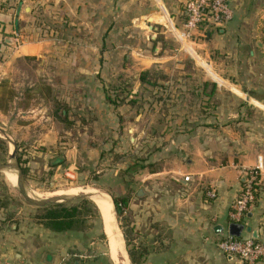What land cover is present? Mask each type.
<instances>
[{"label": "crops", "instance_id": "obj_1", "mask_svg": "<svg viewBox=\"0 0 264 264\" xmlns=\"http://www.w3.org/2000/svg\"><path fill=\"white\" fill-rule=\"evenodd\" d=\"M184 2L0 0V54L4 52L5 58L9 54L10 59L36 58L44 68L58 63L74 67L73 78H42L36 86H30L38 100L56 107L51 112L43 104L31 110L23 109L29 119L36 117L33 125H42L45 130L36 140L37 145L49 147L42 146L35 151L31 148L40 158L30 162L46 165L51 161L53 167L73 173L79 155H90V149L97 151V163L101 165H111L110 155L119 153L121 161L98 171H105L99 176V182L111 188L116 197L127 198L125 210L133 212V226L139 228L145 217L151 229L162 226L161 230L150 231V235L156 236L154 243L163 241L167 245L151 252L147 256L148 264H183V259L192 258L184 254L188 249L186 243L181 249H175V244L183 241L181 237L179 242L173 241V231H178L180 236L194 234L199 243H203L197 253L200 264H244L213 248L210 240L228 233L229 213L242 188V171L255 166L260 156L264 157V0H231L233 19L221 28L210 30L196 43L205 48L208 57L209 52L212 53L211 64H215L218 73L192 43L183 40L188 52L213 78H196L199 84L195 86L196 105L192 113H188L185 103L183 111L176 110L184 116L178 125L170 122L163 127V135L143 141L147 147L156 145L150 151L140 149L136 117L132 119L129 109L126 114L123 112L124 103L114 106L108 99L106 87L117 78H98L104 67H122L124 52L130 51L133 55L149 43L154 45L153 33L159 25L162 29L166 25L174 29L172 20L182 21ZM150 58L152 63L157 59ZM135 80L141 85L140 78ZM255 104L262 110L253 106ZM61 115L65 116L62 120L66 125L72 127L66 129V135L59 136V127L43 121L52 120L51 116L61 119ZM77 127L83 130L81 136L75 133ZM52 157H59L55 165ZM89 158L91 160L92 156ZM138 163L142 164L136 166ZM112 171L116 172L113 181L109 180ZM174 173L179 176L174 177ZM5 175L11 185L18 188L17 174L5 169ZM185 175H189L190 180H185ZM171 179L179 182L183 190L174 197L170 190L159 189ZM81 190L102 193L101 198L110 205L113 220L111 196L88 186L35 192L34 195H45L42 199L45 200L57 194H60L57 197L73 196L74 191L82 194ZM209 191L215 196L209 197ZM177 201L181 209L175 205ZM146 212H150V216H146ZM243 223L248 228L244 236L255 233L258 239L264 240V189L258 193ZM13 228L14 235L9 231L1 237V259L14 258L13 264H89L87 260L75 259L77 252L86 258L83 252L86 248L83 240L76 239L71 230L38 227L23 230L16 224ZM104 230L107 235L105 224ZM116 235L113 227L112 236L123 257ZM107 239L113 258L108 235ZM257 264H264V260Z\"/></svg>", "mask_w": 264, "mask_h": 264}, {"label": "rangeland", "instance_id": "obj_2", "mask_svg": "<svg viewBox=\"0 0 264 264\" xmlns=\"http://www.w3.org/2000/svg\"><path fill=\"white\" fill-rule=\"evenodd\" d=\"M172 21L178 27L182 24L180 19L179 21L176 19ZM160 26L153 33L154 45L149 43L142 51L133 52L135 53L133 55L130 51L124 52V65L122 67H116L114 65L104 67L101 69V74L98 77L117 78V81L106 87L107 93L111 96V103L114 106H120L124 103L123 112L125 114V111L129 109L128 113L132 116V119L138 116V119L134 118V123L137 125V134L140 136V149L145 150V152L150 151L156 145L147 147L144 146L143 141L154 135H163V127L169 125L170 122L176 125L181 122V118L183 119L184 116L181 113H177L176 110L179 112L183 111L181 108H184V103L188 108V113H192V108H195L196 105L195 86L196 83L199 84V80L196 78H213L207 69L188 52L170 25H166L164 29L160 28ZM145 30L148 31L147 29ZM163 30H168L166 33L170 36L165 37L166 33H163ZM149 31L152 32V28ZM192 45L197 53L212 68L214 67L213 69L218 73L215 64H211L212 59L210 57H213V55L211 56L212 53L209 52L208 57L205 54L206 50L204 47L195 44V42ZM3 54H0V85L3 81L8 82L16 92V97L10 103L7 111L2 112L0 110V166L15 162L21 170V181L25 190L35 200L40 201L46 197L42 194L34 195L35 192L49 193L81 186H88L106 192L114 198L115 195L110 190L111 188L109 189L99 182V176L103 175L105 171L102 173L98 171L103 167H111L112 164L115 165L116 162L121 161L122 157L119 153H112L110 155L111 165L108 163L101 165L100 162L97 163V151L94 148L90 149L92 152L90 155H79L80 158L77 161V168L72 169L73 173L69 170H63V168L58 169V166L53 167L51 161L48 164L46 163V165L30 162H36L35 159L40 158L34 152L37 148L44 146V148L49 149V147L46 145H37L36 140L39 139L45 130L42 129V125L41 127L33 125L32 122L36 120V117L29 119V114L24 113L23 109L29 107L28 109L31 110L43 104L49 111L56 110L53 103L48 102L47 104V102L38 100L37 96L31 91L30 86H36L35 84L39 80H42V78H73L71 71H73L74 67L70 65L63 66V64L58 63L50 68H44L43 63L36 58L20 59L13 57L10 59L9 54H6V58ZM111 54L115 55L117 52H112ZM151 56L157 58L154 63L151 62ZM135 78H140L141 85ZM149 81H153L154 84ZM208 89L210 88L208 87ZM253 106L256 107L257 105L255 104ZM257 108L262 110L258 106ZM39 114L42 116V113ZM60 117L61 119L58 116H55V118L51 116L52 120L47 119V121H43V123H49V126L51 123H54V128L59 127L57 128L59 130V136L66 135V129L72 127L66 125L64 121L66 119L65 116L61 115ZM186 118L188 119V117ZM63 121L64 123H62ZM78 128L80 127L74 129L75 133L81 136L83 130L82 128ZM172 132L175 134L180 133L177 130H172ZM15 147V159H11V154ZM90 156H92L91 160L89 158ZM104 156L105 153L102 152V157ZM54 158L55 160L52 163L55 165L57 163L56 158L59 157H52L51 159ZM86 160L90 162L87 163ZM61 162V167H63V160ZM141 164L138 163L136 166ZM0 169L12 170L19 177V171L15 168ZM115 175L116 172L112 171L109 180L113 181ZM173 176L176 177L179 174L174 173ZM171 180L166 181L167 183H162L159 189L162 192L163 190H170L174 197L175 195L181 194L180 191L183 190L179 182L175 179ZM110 185H113V183H110ZM70 193L72 194V192ZM73 194L71 196L72 198L69 197L68 199H59L57 196L60 194H57V196L46 199H50L47 204L38 206L26 199L23 188H21L19 183L18 188L14 187L9 182L5 173L0 171V240L3 237L2 235H5V232L11 231V235L13 234V226L15 224L18 228L22 226L24 228L23 230L33 229L35 227L50 229L46 224L47 220L45 217L53 211L57 212L65 208L68 210L65 213L69 216L66 222H71V228L68 230L74 232L76 239L83 240L86 248L83 252L87 257L80 256L81 253L77 252L78 255L75 259L81 261L87 260L89 264H148L147 256L155 249L160 251L164 248L165 244L167 245L163 241L154 243L153 239L156 236L153 238L150 235V231L161 230L162 226L157 225L151 229L148 225V218L145 217L140 227L136 228L132 225L133 212L128 211L126 213L125 210L120 215L115 206V222L121 233L123 241L122 251H124L123 257H114L113 242L108 236L113 259L110 255L103 218L97 205L85 193L77 195L76 191H74ZM134 195L137 197L136 192H134ZM175 205L180 209L182 207L178 201ZM145 215L150 216V212H146ZM171 234L175 235L174 237L173 235L171 236L173 241L179 242L180 237L183 241L175 244L176 250L181 249L184 243L188 247L184 254L192 258L184 257L183 264H200L201 260L197 257V253L199 254L198 250L201 245L203 246V243H199V240L196 239L197 237L194 234L189 237H187L188 235L184 236L183 233L180 236L178 231H173ZM188 238L190 241H188ZM217 238L214 237L213 240H210V244L216 249ZM0 255H2L1 252ZM4 257L2 259H6ZM10 260L12 263L14 262V258Z\"/></svg>", "mask_w": 264, "mask_h": 264}, {"label": "built area", "instance_id": "obj_3", "mask_svg": "<svg viewBox=\"0 0 264 264\" xmlns=\"http://www.w3.org/2000/svg\"><path fill=\"white\" fill-rule=\"evenodd\" d=\"M183 19L180 27L174 23V32L183 43H191L205 38L212 29L223 27L234 17L231 0H185ZM16 42L19 43L18 38ZM242 188L234 201L229 217L231 222L243 223L244 217L257 201L258 193L264 189V157L260 156L255 166L242 171ZM190 180L189 175L184 176ZM214 197L213 191L208 192ZM217 248L226 255L238 258L244 264H257L264 260V240L253 235L234 237L229 232L217 241ZM0 264H13L10 260L0 259Z\"/></svg>", "mask_w": 264, "mask_h": 264}, {"label": "trees", "instance_id": "obj_4", "mask_svg": "<svg viewBox=\"0 0 264 264\" xmlns=\"http://www.w3.org/2000/svg\"><path fill=\"white\" fill-rule=\"evenodd\" d=\"M2 6H4V4ZM263 42H264V36H263ZM15 97H16V92L14 91L12 86H10L8 82L3 81L0 85V110L2 112L7 111L10 103L14 100ZM108 99L112 101L111 96L109 94H108ZM113 102L115 103L114 99ZM113 199L119 214L122 215L123 212H125V208L127 206V198L115 196ZM65 211L67 212L68 210L64 208L61 211H57V212L53 211L50 215L46 216L45 219L47 220L46 222L47 226L54 231H64L70 229L71 222H66L69 216L68 214L66 215Z\"/></svg>", "mask_w": 264, "mask_h": 264}, {"label": "bare ground", "instance_id": "obj_5", "mask_svg": "<svg viewBox=\"0 0 264 264\" xmlns=\"http://www.w3.org/2000/svg\"><path fill=\"white\" fill-rule=\"evenodd\" d=\"M0 171H2V172L5 173V169H0ZM9 178H10V176H9ZM17 178H18V175H17ZM81 191H82L81 193H85V195H88L94 202L96 201V203L98 205V209H99V211H100V213H101V215L103 217V220H104V224H105V229H106L107 235L110 237V239L113 242V247H114V249H113V256L114 257L115 256H120L119 255V252L117 250L118 247L116 245V241L113 239V236H112V230H113V227H114V230H115V232L118 235V240L120 241L119 243H121V245H123V241H122V238H121V233H120V231H119V229H118V227L116 225V222H115V206H114L113 200H111V203H112L111 212L113 213V220H112L111 213H110V205L106 201V199L101 198V196H104L102 193H95V192H92V191H85V190H81ZM104 193H106V192H104ZM95 195H98L99 197L98 196H95ZM108 195H110V194H108ZM69 197H71V196H63V197H58V198L59 199H61V198L62 199H68ZM45 200H40V201H45ZM112 221H113V223H112ZM123 251H122V254H123Z\"/></svg>", "mask_w": 264, "mask_h": 264}, {"label": "water", "instance_id": "obj_6", "mask_svg": "<svg viewBox=\"0 0 264 264\" xmlns=\"http://www.w3.org/2000/svg\"><path fill=\"white\" fill-rule=\"evenodd\" d=\"M15 153H16V147H15L14 151L11 154V159H15ZM0 168H15V169H17L19 171L18 183L21 186V188H23L24 195H25L26 199L29 200L31 203H33L35 205H38V206H42V205L47 204L50 201V199L49 200H45V201H39V200H35V199L31 198V196L27 193V190H25V187L22 184V181H21V177H22L21 176V170L19 169V167L17 166V164L15 162L8 163L6 165L0 166ZM87 197H89V196H87ZM70 198H72V197H70ZM112 200H113V203H114V206H115V202H114L113 197H112ZM245 230H248V228L246 227V225L244 223L231 222L229 224V226H228L229 234L231 236H234V237H241ZM253 236L256 239H258L257 234L254 233Z\"/></svg>", "mask_w": 264, "mask_h": 264}]
</instances>
